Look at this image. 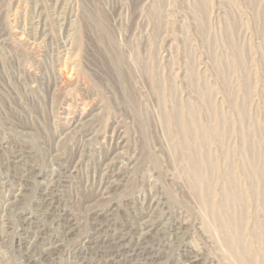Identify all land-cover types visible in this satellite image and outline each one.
Instances as JSON below:
<instances>
[{
    "label": "rangeland",
    "instance_id": "374dc122",
    "mask_svg": "<svg viewBox=\"0 0 264 264\" xmlns=\"http://www.w3.org/2000/svg\"><path fill=\"white\" fill-rule=\"evenodd\" d=\"M0 264H264V0H0Z\"/></svg>",
    "mask_w": 264,
    "mask_h": 264
},
{
    "label": "bare ground",
    "instance_id": "6f19581e",
    "mask_svg": "<svg viewBox=\"0 0 264 264\" xmlns=\"http://www.w3.org/2000/svg\"><path fill=\"white\" fill-rule=\"evenodd\" d=\"M67 79V78H66ZM180 117V116H179ZM200 258H201V256H200Z\"/></svg>",
    "mask_w": 264,
    "mask_h": 264
}]
</instances>
